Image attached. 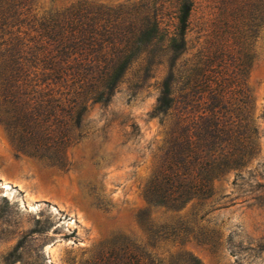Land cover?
Listing matches in <instances>:
<instances>
[{
    "label": "rangeland",
    "instance_id": "obj_1",
    "mask_svg": "<svg viewBox=\"0 0 264 264\" xmlns=\"http://www.w3.org/2000/svg\"><path fill=\"white\" fill-rule=\"evenodd\" d=\"M79 2H156L163 26L174 31L177 23L179 0H34L32 11L50 15ZM226 3L196 1L176 87L188 91L193 60L222 38L224 75L246 68L257 153L215 180L205 205L191 202L178 212L149 205L143 189L163 161L171 117L153 116L168 56L147 67L144 54L108 103L89 107L65 170L19 153L0 124V264H104L121 237L165 263L190 252L203 264H264V26L252 32L234 23ZM181 223L186 231L165 239Z\"/></svg>",
    "mask_w": 264,
    "mask_h": 264
},
{
    "label": "trees",
    "instance_id": "obj_2",
    "mask_svg": "<svg viewBox=\"0 0 264 264\" xmlns=\"http://www.w3.org/2000/svg\"><path fill=\"white\" fill-rule=\"evenodd\" d=\"M33 1L0 0V124L19 153L67 169L68 151L84 136L89 107L108 103L127 69L144 54L147 67L168 56L169 71L153 116L171 117L163 161L143 189L149 205L174 212L191 202L205 205L215 194V180L257 153L246 68L224 75L222 38L214 51L204 48L197 54L186 76L188 91L178 93L177 62L187 49L186 33L197 0H179L174 31L163 26L156 2H79L39 16L32 11ZM226 4L234 23L252 32L264 26V0ZM180 225L165 231V239L180 237L186 231ZM101 260L203 264L190 252L161 262L126 237L115 242V253Z\"/></svg>",
    "mask_w": 264,
    "mask_h": 264
}]
</instances>
